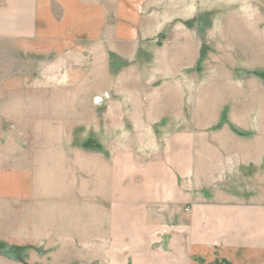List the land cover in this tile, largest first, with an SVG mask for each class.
<instances>
[{"label": "rangeland", "instance_id": "obj_1", "mask_svg": "<svg viewBox=\"0 0 264 264\" xmlns=\"http://www.w3.org/2000/svg\"><path fill=\"white\" fill-rule=\"evenodd\" d=\"M190 5L191 22L202 32L200 63L205 62L190 73L201 84L206 79L204 94L202 85L196 92L192 88L191 109L205 95L208 115L220 116L208 119V133L230 127L242 139L263 137L264 0H190ZM59 63H48L46 84L32 86V95L69 93L64 83L82 73ZM110 88H94L92 103L83 102L82 93L76 118L70 111L61 118L25 111L0 119V264H123L141 242L165 235L163 204L182 201L181 182L167 181L174 175L167 161L177 165L199 151L169 150L171 133L107 118L108 111L125 107L120 102L129 95L126 87ZM227 169L211 184L203 179L199 190H231ZM13 185L20 196L11 197ZM172 185L176 191L167 199L166 187ZM236 185L262 190L264 183ZM181 216L189 219L187 211Z\"/></svg>", "mask_w": 264, "mask_h": 264}, {"label": "crops", "instance_id": "obj_2", "mask_svg": "<svg viewBox=\"0 0 264 264\" xmlns=\"http://www.w3.org/2000/svg\"><path fill=\"white\" fill-rule=\"evenodd\" d=\"M190 6V0H0V119L25 111L43 118L70 111L76 118L82 93L81 100L92 103L94 88L126 87L125 107L108 111L107 118L133 120L136 129L159 128L175 136L169 150L199 153L186 154L177 165L167 161L174 173L167 181L181 182L182 201L170 203L176 190L166 187L165 235L141 242L123 264H264V186L236 185L264 183V132L257 139H242L230 127L208 133V119L220 116L208 115L205 95L191 109L192 88L202 85L204 94L206 79L201 84L190 73L205 66L202 32L191 22ZM58 62L82 73L64 83L69 93L32 95V86H45L48 63ZM224 168L231 190H199L197 184L213 183ZM10 189L11 197L20 196L18 186ZM221 218L225 223L218 224Z\"/></svg>", "mask_w": 264, "mask_h": 264}]
</instances>
